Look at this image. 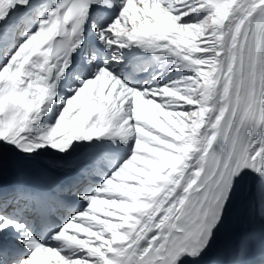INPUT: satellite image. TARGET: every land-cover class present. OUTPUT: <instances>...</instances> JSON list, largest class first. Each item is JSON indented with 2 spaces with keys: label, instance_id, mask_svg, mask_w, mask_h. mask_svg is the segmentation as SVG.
Returning <instances> with one entry per match:
<instances>
[{
  "label": "snow or ice",
  "instance_id": "snow-or-ice-1",
  "mask_svg": "<svg viewBox=\"0 0 264 264\" xmlns=\"http://www.w3.org/2000/svg\"><path fill=\"white\" fill-rule=\"evenodd\" d=\"M0 264H264V0H0Z\"/></svg>",
  "mask_w": 264,
  "mask_h": 264
}]
</instances>
